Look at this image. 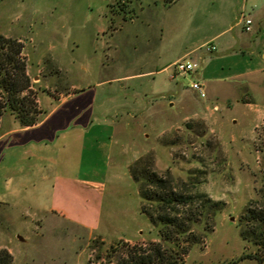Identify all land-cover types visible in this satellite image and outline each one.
Here are the masks:
<instances>
[{
  "label": "rangeland",
  "instance_id": "374dc122",
  "mask_svg": "<svg viewBox=\"0 0 264 264\" xmlns=\"http://www.w3.org/2000/svg\"><path fill=\"white\" fill-rule=\"evenodd\" d=\"M0 35L23 42L43 108L71 85L91 91L100 139L116 142L85 155L84 176L99 183L88 204L80 191L67 200L94 230L63 207L44 212L45 200L0 205L10 264H113L127 244L161 242L128 172L139 159L193 197L183 211L218 203L191 226L202 240L181 264H260L238 261L244 253L264 261L239 226L249 204L264 207V0H0ZM182 57L197 64L204 97L174 74Z\"/></svg>",
  "mask_w": 264,
  "mask_h": 264
},
{
  "label": "crops",
  "instance_id": "0c3cea01",
  "mask_svg": "<svg viewBox=\"0 0 264 264\" xmlns=\"http://www.w3.org/2000/svg\"><path fill=\"white\" fill-rule=\"evenodd\" d=\"M26 71L33 80L37 77L30 76L28 65ZM58 94L57 97L50 94L54 103L47 108H43L37 98L42 114L32 126H21L9 112L1 116L0 205L8 206L12 202L16 207L27 201L29 206L39 209L45 200L48 205H45L44 212L54 214L59 210L62 215L64 210L57 206L63 207L66 211L63 216L94 230L96 221H87L88 216L70 215L68 201L74 195L77 198V191H80L79 197L88 204L92 187H98L99 183L84 176L85 155L90 153L92 156L100 147L111 151L116 142L111 141L113 135L108 138V143L100 139V124H95L92 118L93 92L78 91L71 85Z\"/></svg>",
  "mask_w": 264,
  "mask_h": 264
},
{
  "label": "trees",
  "instance_id": "16d2710c",
  "mask_svg": "<svg viewBox=\"0 0 264 264\" xmlns=\"http://www.w3.org/2000/svg\"><path fill=\"white\" fill-rule=\"evenodd\" d=\"M24 44L20 39L0 35V118L9 112L21 126H32L39 121L42 110L37 103V92L32 90L27 74V62L23 54ZM142 159L128 166L131 179L137 185L141 199L140 211L149 223L157 228L161 242H148L129 247L117 256L113 264H181L191 245L201 243V237L195 235L191 226L204 221L203 214L217 206L209 199L195 209L183 211L190 206L191 196L175 192L169 182L143 167ZM181 207V208H178ZM240 237L245 242L264 250V207H246L241 218ZM243 226V227H241ZM113 251V250H112ZM115 252L117 250H114ZM255 259L264 261L257 253L242 254L238 261ZM11 255L0 251V264H10ZM92 262L90 261L89 264Z\"/></svg>",
  "mask_w": 264,
  "mask_h": 264
},
{
  "label": "built area",
  "instance_id": "2783aa9c",
  "mask_svg": "<svg viewBox=\"0 0 264 264\" xmlns=\"http://www.w3.org/2000/svg\"><path fill=\"white\" fill-rule=\"evenodd\" d=\"M242 23H243L244 30L249 31L250 25L252 23L251 20L243 16ZM213 49H214V46L210 47L207 50H213ZM172 66L174 68V71H173L174 74H178L182 76H189L190 77V80H189L190 88L196 91L201 98L205 96L203 84L198 79H195L194 77H192L193 73H196V70H197L196 63L187 60L185 57H182L178 59L177 61H175L172 64Z\"/></svg>",
  "mask_w": 264,
  "mask_h": 264
},
{
  "label": "water",
  "instance_id": "95a60500",
  "mask_svg": "<svg viewBox=\"0 0 264 264\" xmlns=\"http://www.w3.org/2000/svg\"><path fill=\"white\" fill-rule=\"evenodd\" d=\"M20 239V238H19Z\"/></svg>",
  "mask_w": 264,
  "mask_h": 264
}]
</instances>
